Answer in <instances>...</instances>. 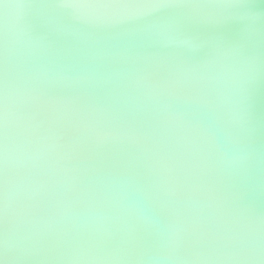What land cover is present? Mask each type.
Here are the masks:
<instances>
[{"label": "clouds", "instance_id": "9594fccd", "mask_svg": "<svg viewBox=\"0 0 264 264\" xmlns=\"http://www.w3.org/2000/svg\"><path fill=\"white\" fill-rule=\"evenodd\" d=\"M0 264H264V0H0Z\"/></svg>", "mask_w": 264, "mask_h": 264}]
</instances>
